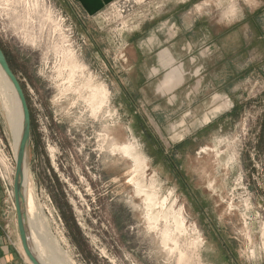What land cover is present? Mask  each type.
Masks as SVG:
<instances>
[{"label": "rangeland", "instance_id": "obj_1", "mask_svg": "<svg viewBox=\"0 0 264 264\" xmlns=\"http://www.w3.org/2000/svg\"><path fill=\"white\" fill-rule=\"evenodd\" d=\"M246 3L0 0V44L31 110L38 233L67 264H264V57L223 50L244 42L227 27ZM188 18L201 28L188 34ZM150 34L192 43L187 81L130 97L131 51ZM6 115L0 95V167L14 170Z\"/></svg>", "mask_w": 264, "mask_h": 264}, {"label": "crops", "instance_id": "obj_2", "mask_svg": "<svg viewBox=\"0 0 264 264\" xmlns=\"http://www.w3.org/2000/svg\"><path fill=\"white\" fill-rule=\"evenodd\" d=\"M80 1L92 12L110 0ZM243 10L242 24L228 26L227 34L229 36L240 32L244 42L234 43L227 49L223 47V50L235 55L236 52H242L243 56L264 57V0H251V5L246 3ZM189 18L185 25L188 34L201 28L198 26V19H195L194 23L188 21ZM158 38L154 35L146 38L145 42H136L134 50L131 51L132 65L128 71L130 87L125 88L130 97L172 96L187 81V64L192 63L187 54L192 48V43L172 40L161 46L162 42ZM14 221L15 224L11 200L0 177V264H25L19 254L20 236L15 215Z\"/></svg>", "mask_w": 264, "mask_h": 264}, {"label": "bare ground", "instance_id": "obj_3", "mask_svg": "<svg viewBox=\"0 0 264 264\" xmlns=\"http://www.w3.org/2000/svg\"><path fill=\"white\" fill-rule=\"evenodd\" d=\"M0 95L2 96V98L4 100V106H5V109L7 111L6 116L9 120L8 122H10V126H11V127L9 126V128H11L10 130H12L11 131L12 132L11 144H12V148H13V152H14V156H15L14 159L16 160L17 159V152H18V145H19V141H20V137H21V133H22L23 116H22L21 106H20L18 98L15 94L14 88H13L12 84L9 82V80L7 79V77L5 76L1 67H0ZM9 99L11 100L12 106H13L11 110L8 109V104H7V100H9ZM125 149H126V152L132 153V149L130 148V146H127ZM6 162H7L6 158L2 157L1 158L2 173L5 176V178H7L9 181H11L12 185H14V182H13L14 180L11 177V174L15 173L16 168H14V170H11L10 165H8V162L6 164ZM127 183L128 184H134V188H135L136 193H145V190L142 188L143 187L142 184L140 183V181H137L136 178L130 177V175H129V179H128ZM34 188H35V186L33 187L32 179L28 173V165H27V159H26L25 170H24V192H25V198H26V209H27V216H28L29 237H30V241H31L30 243H31L32 250L35 253V255L38 257V259L43 264H65L66 260L64 261V259H62L59 256L58 251H60L61 248L58 247L57 242L55 243L52 240H51L52 242H50L48 239L44 238L45 235L41 236L38 233V228L41 226L40 225L41 223L39 221V216H37V203H36L37 201L35 198ZM12 197H13V201H14V209H15V216H16L15 220L17 221V213H16V207H15L14 193H13ZM151 200H152V196L149 195L148 196V202L150 205L152 204ZM181 223H183V221H181ZM17 226H18V224H17ZM20 244H21L22 250L24 251L21 239H20ZM24 253H25V251H24ZM67 261H68V259H67Z\"/></svg>", "mask_w": 264, "mask_h": 264}, {"label": "water", "instance_id": "obj_4", "mask_svg": "<svg viewBox=\"0 0 264 264\" xmlns=\"http://www.w3.org/2000/svg\"><path fill=\"white\" fill-rule=\"evenodd\" d=\"M0 67L14 88L15 94L21 106V111L23 116L22 133L18 145L16 169H15V177H14V185H13L19 235L24 251L27 257L29 258V260L32 262V264H43L35 255L31 247L29 228H28V216L26 209V198L24 192L25 162L27 159V155L30 147V141H31V124H32L31 110L29 107L25 90L19 78L15 74L13 68L11 67L7 55L3 50L1 44H0Z\"/></svg>", "mask_w": 264, "mask_h": 264}, {"label": "built area", "instance_id": "obj_5", "mask_svg": "<svg viewBox=\"0 0 264 264\" xmlns=\"http://www.w3.org/2000/svg\"><path fill=\"white\" fill-rule=\"evenodd\" d=\"M2 142H3L2 139H0V151L1 150L4 151V147L2 148ZM0 177H1L2 181L4 182V185L6 187V192H7L8 196H9V198L11 200L13 198L12 195L14 193L13 185H12L11 181H9L7 178H5V176L2 173L1 167H0ZM13 205H14V203H13Z\"/></svg>", "mask_w": 264, "mask_h": 264}, {"label": "trees", "instance_id": "obj_6", "mask_svg": "<svg viewBox=\"0 0 264 264\" xmlns=\"http://www.w3.org/2000/svg\"><path fill=\"white\" fill-rule=\"evenodd\" d=\"M7 58H8V56H7ZM8 60H9V58H8ZM9 62H10V60H9ZM10 65H11V63H10ZM12 67V66H11Z\"/></svg>", "mask_w": 264, "mask_h": 264}]
</instances>
